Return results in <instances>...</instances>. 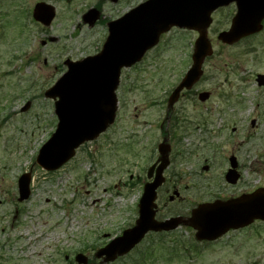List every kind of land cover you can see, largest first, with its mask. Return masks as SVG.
Segmentation results:
<instances>
[{
  "label": "rangeland",
  "instance_id": "rangeland-1",
  "mask_svg": "<svg viewBox=\"0 0 264 264\" xmlns=\"http://www.w3.org/2000/svg\"><path fill=\"white\" fill-rule=\"evenodd\" d=\"M102 1L0 0V264H70L78 253L93 259L96 249L133 226L137 219L141 196L137 178L145 177L157 157L160 135L154 126H158V114H163L161 108L152 109L150 105L153 100L162 99L190 65V47L196 39L192 31L171 30L143 64L122 71L116 92L119 111L106 135L80 148L71 163L59 172L45 173L35 163L40 147L56 128L53 102L43 94L66 72L63 62L96 55L107 36V24L146 0L102 4L99 22L84 24L82 15ZM39 2L55 9L50 28L43 29L32 21L33 7ZM226 29L223 19H215L208 31L214 53L205 64L202 88L228 90L231 81L225 82L224 78H231L230 68L244 58L253 76L264 74L263 36L232 49L222 47L216 40L218 32ZM41 42H46V46ZM247 50L255 53L244 55ZM153 68L158 70L154 73L157 82L148 79L137 88L129 87L140 69L149 72L146 77H153ZM253 83L245 94V115L250 113L256 97ZM134 105L144 110L142 116L135 117ZM232 125L238 126L229 123L227 132ZM240 125H246L244 120ZM216 126L213 123L208 127L216 130ZM234 136L237 146H241L243 134ZM140 139L143 145L137 146ZM226 141L220 137L209 142L218 147V164L209 172L205 170L203 184L197 179L196 190L202 188L201 194L184 187L191 184L193 172L201 170L195 154L193 163L170 167L169 180L158 194V220L185 211L198 199L211 198L219 192L217 186L223 190L227 164L222 159L231 151L227 148L231 142ZM208 148L205 145L204 158L212 156L213 151ZM23 173L32 175L33 191L29 201L19 204L17 180ZM242 175L244 180L235 190L246 188L245 181L254 182L250 171L243 170ZM174 185L180 200L169 203L172 192L164 191ZM21 210L24 212L18 222L12 223L16 211ZM173 237L181 239L180 243L175 244ZM111 264H264V224L229 233L208 245L196 244L184 229L167 236L152 235Z\"/></svg>",
  "mask_w": 264,
  "mask_h": 264
},
{
  "label": "water",
  "instance_id": "water-1",
  "mask_svg": "<svg viewBox=\"0 0 264 264\" xmlns=\"http://www.w3.org/2000/svg\"><path fill=\"white\" fill-rule=\"evenodd\" d=\"M115 2L117 0H111ZM231 2L237 4V16L231 29L221 33L218 40L230 45L261 30L264 18V0H149L108 25V37L99 54L78 63H68V72L45 93V98L58 101L55 114L58 125L55 133L42 146L36 163L45 171H55L67 163L81 145L95 140L114 123L116 98L122 68H130L153 48L160 35L172 27L194 30L193 64L180 86L171 96L174 103L179 93L190 89L201 75V66L211 56L207 29L211 13ZM54 18L53 8L43 3L33 10V19L48 27ZM91 23L94 16H88ZM264 78V77H260ZM25 111V109L23 110ZM162 164L157 168L153 184L146 185L139 204V219L132 229L100 250L97 258L105 256L104 264L130 252L148 232H169L181 224L196 230L197 241H214L229 230L244 228L254 221H264V189L225 203L200 205L189 219L155 220L156 190L161 186V174L167 166V150L160 148ZM153 168L149 170V177ZM234 183L231 175L227 177ZM30 175L18 181L19 202L29 196ZM77 264H87L82 255Z\"/></svg>",
  "mask_w": 264,
  "mask_h": 264
},
{
  "label": "flooded vegetation",
  "instance_id": "flooded-vegetation-1",
  "mask_svg": "<svg viewBox=\"0 0 264 264\" xmlns=\"http://www.w3.org/2000/svg\"><path fill=\"white\" fill-rule=\"evenodd\" d=\"M103 1L99 2L100 4L99 3L96 4L94 8H91L82 15L81 19L84 24L91 26L94 23H96L97 20L99 22L98 18L101 17L99 15H100V11L102 12V4L110 3L111 5H115L120 0H117L115 2H112L111 0H103ZM236 14H237V4L235 2H231L228 5L220 6L217 9H215L211 14L212 24L215 19H223L224 23L229 29L233 23V20L236 17ZM89 15L90 17L94 16V20L91 23L88 21ZM55 17H56V13H55ZM51 24L48 27H43L41 24L38 25L41 26L43 29H47L50 28ZM228 29H226L225 31H227ZM175 30H179V29H175ZM225 31H221V32H225ZM221 32L219 31L218 34ZM192 33L195 35V38L197 39V33L193 31ZM261 35L263 36V40H264V20L262 21V30L260 33L241 39L240 41L234 43L233 45H225L220 42H218V44H220L222 47L235 49L240 45H243V43L251 41L253 38H257ZM163 37L164 35L161 36L160 40ZM196 39L193 45L190 47L191 49L189 56L190 65L185 69L182 76L178 80V83H175L171 87L169 92L164 93L165 94L163 97L164 99L162 98L160 100H153V105H150L152 109L157 107V108H161V110L163 111V114H158V118H157L158 126H156V124L154 126V128L156 127L158 129L160 135L159 142L157 143L156 146L157 157L151 162L152 164L147 168L145 172V177L137 178L139 186H141V196H142L145 186L153 184L156 177L157 168L162 164L160 148L163 147L164 150H167V158H166L167 166L161 174V177L163 178V182L161 186L157 189V199H156V203H157L159 190L160 189L162 190L163 186H165V184L169 180L167 172L170 169V167L176 164L186 165L193 163V160L196 158L194 156L195 154L201 162L200 164L201 170L199 171L198 169V171L196 170V172H193L194 176L191 184L184 185V187L185 190L194 189L195 192L199 193L200 191L201 194L203 193L202 188L196 190V187L198 186L197 179L200 180L201 182L202 181L201 177H203V173L205 172V170L209 172V170L214 165L218 164L217 162L218 158L216 157V155L218 154L217 153L218 147L209 145V142L215 138L219 139L220 137L225 138L227 140L226 143L231 142L230 147H227V148H231V151L228 153L226 158L222 159L223 163L227 164V169L223 173V178H222L224 182L223 190L218 188L217 186V190L219 192L217 194L213 193L211 195L212 196L211 198L202 201H198L199 200L198 199L185 211L176 213L175 216L169 217V218L177 217L183 220L189 218L191 212L202 204H210L215 202L224 203L227 201L238 199L242 196L250 195L257 190L264 188V78L263 79L260 78V77H264V74H255L253 76L252 72H249L248 67L245 66L246 59L244 58L243 60H239L240 62L235 63L234 66L230 68L231 78L229 77L224 78L225 82L229 79L231 81L230 88L228 90L219 91L218 87L217 89H213V90L202 88L201 85L203 83V79L205 76V64L208 63L210 60H212L213 58L212 55L210 58L205 59V61L203 62V65L201 67V75L199 76L196 83L191 87V89L183 90L182 92H180L177 100L174 103H171V96L174 94L176 88L179 86L181 81L185 78V76L191 69L192 55H193V49L195 46ZM46 44H47L46 42H41V45L43 47H45ZM251 50L254 51L255 49H251ZM254 53L255 52H249V50H247L244 53V55L246 54L248 56ZM147 55H145L140 65L144 63ZM77 61H72L70 59H67L63 62V66L64 68H66L67 71V64L69 62H77ZM134 68L136 69L137 67ZM61 69L64 70L63 68ZM156 71L158 70L156 68H153L152 71L153 77L152 76L146 77V75H148L149 72H147L146 69H140L133 83L130 84L129 87L137 88L141 84L147 82L148 79H151V81L153 82L156 81L154 79V73ZM252 81L254 82L253 84L255 85L254 92L256 93V97L253 98V103L251 104L250 113H248V115H245L248 112V109L245 107V103L248 98L245 97V94L248 92L249 85L251 84ZM119 85H120V80H119ZM121 88L123 89V87ZM214 99L215 101H213ZM118 101L119 100L117 97V114L119 111ZM133 109L134 112H137L135 113L136 118L142 116L141 114L144 111L143 109L142 110L138 109L137 105H134ZM241 120H244L246 125L239 126ZM213 123L217 124L216 130H214L212 127L210 130V127H208L211 126ZM229 123L231 124L237 123L238 126L232 125L230 127V131L227 132L229 129ZM149 126L151 127L152 124L149 123ZM108 132L109 131H107V133ZM107 133L101 135L99 138L106 135ZM236 133L243 134L242 140L240 142L241 146H237V143L235 141L236 137L234 135ZM141 145H143L142 139H140L139 143H137V146H141ZM205 145L207 147H210L208 149H211L213 151L211 153L212 156H208L204 158ZM144 147H146V144H144ZM70 163L71 162L67 163L62 169L67 167ZM151 168H153V171L151 173V177H149V170ZM243 170H248L251 172L254 178V182L245 181L244 183L246 188L235 190V188L239 186V184L244 180V177L242 175ZM171 175L173 177H177L178 174L173 173ZM228 175H231L232 180L236 179L234 183L229 181V179L227 178ZM210 181L214 183L213 182L214 180L211 178ZM203 183L204 182L202 181V184ZM175 185H178L177 180H175ZM175 185L172 186L171 189H166L164 191V194H167L168 191L172 192L173 198L171 197L172 196L171 195L168 196L167 199L169 203H173L175 201L180 200L179 199L180 193L177 189V186ZM221 190L224 191L225 193L224 192L221 193L220 192ZM32 191H33V186H30V197L28 201L32 197ZM204 193L207 194V191ZM138 211L139 210L137 209V213ZM23 212L24 210H21V212L19 213L16 211L15 216L12 219V223L18 222ZM157 216H158V210L156 209L155 211L156 219ZM178 229H184L185 231H189L192 235V239L195 241L196 244L208 245L210 243V242H202V243L197 242L195 237L196 232L190 226L181 224L176 230ZM170 233H161V232L149 233L145 236L144 240L152 235L167 236ZM221 238H219L218 240H220ZM172 239L178 240V237L175 238L173 237ZM91 264H101V261L95 260L91 262Z\"/></svg>",
  "mask_w": 264,
  "mask_h": 264
}]
</instances>
